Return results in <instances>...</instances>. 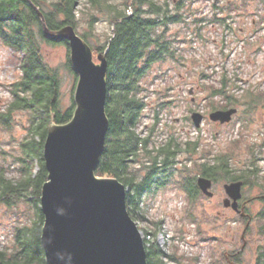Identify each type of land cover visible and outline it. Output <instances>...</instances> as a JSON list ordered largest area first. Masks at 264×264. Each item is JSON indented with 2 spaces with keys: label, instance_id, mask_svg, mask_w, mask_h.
<instances>
[{
  "label": "rangeland",
  "instance_id": "1",
  "mask_svg": "<svg viewBox=\"0 0 264 264\" xmlns=\"http://www.w3.org/2000/svg\"><path fill=\"white\" fill-rule=\"evenodd\" d=\"M110 1L122 5L127 0ZM182 1L185 20L170 25L167 34L177 51L176 57L154 64L141 82L140 98L146 109L138 132L147 137L153 130V139L162 143L171 137L182 143L198 141L199 148L177 155L171 180L163 188L145 194L135 222L149 248L156 243L162 252L176 254L180 260H165L167 264H231L229 256L237 253V264H254L258 246H264V233L257 220L251 232L246 233L247 221L231 207H225L226 182L220 178L212 186L213 197L199 189L200 195L194 200L182 184L186 176H201L198 164L226 156L236 174L246 169L253 171L248 179L253 185L243 189L244 197L264 195V0ZM227 4L233 5L231 10L221 11ZM84 11L78 16V33H87L93 46L104 44L113 34L112 25L95 10ZM216 13L226 22H210ZM42 51L46 62L61 77V105L66 110L72 106L76 89V77L67 67L70 49L44 43ZM98 55L94 52L97 64ZM21 60L20 53L4 46L0 39V115L8 113L14 101L11 85L22 76ZM223 80L229 82L228 91L236 101L231 108L238 110L226 124L210 119L215 112L210 105L212 87L220 88ZM213 100L222 102L220 96ZM194 113L203 115L200 128L192 120ZM12 121L10 130H5L0 122V169L5 168L6 177L11 180L16 179L30 111H16ZM145 163L147 158L140 157L136 167H141V175L146 173ZM249 208L255 216L262 212L264 203L255 200ZM34 217L30 203L19 201L11 207L1 203L0 251L11 248L15 229L31 225ZM157 229L155 237L152 233Z\"/></svg>",
  "mask_w": 264,
  "mask_h": 264
},
{
  "label": "trees",
  "instance_id": "2",
  "mask_svg": "<svg viewBox=\"0 0 264 264\" xmlns=\"http://www.w3.org/2000/svg\"><path fill=\"white\" fill-rule=\"evenodd\" d=\"M31 2L34 5L28 0H0V39L4 46L20 53L22 59L20 64L22 76L11 85L14 101L8 113L0 115V122L5 130H10L13 113L19 110L30 111V125L21 145L22 156L18 158L16 179H8L7 170L0 169V204L11 207L19 201H25L35 210L32 224L17 227L13 246L0 251V264H46L41 242L44 225L41 193L48 181L44 144L52 118L58 125L67 124L72 120L76 109L73 99L72 106L63 110L61 77L58 71L46 62L42 51L44 43L61 44L68 49L69 43L56 42L48 37L35 7L42 13L46 26L52 31L73 26L78 33V16L84 13L86 8L104 15L113 27V34L107 37L105 43L96 46L91 45L87 33L78 34L94 52L99 54L107 52L106 110L110 126L105 152L96 176L117 178L125 185L128 189L127 207L134 221L145 194L163 188L171 180L174 170L172 165L175 164L177 155L184 150L187 153L196 152L199 148L198 141L182 143L171 137L167 143H162L159 139H153V130L147 137L138 132L146 109L144 101L140 98L143 91L141 82L154 64L176 57L177 51L167 34L170 25L185 20L182 14L184 1L127 0L122 5L114 4L110 0H31ZM232 6L227 4L226 8L221 7L220 10L229 11ZM215 7L218 8L217 5ZM210 22L225 23L226 18L216 13L210 18ZM67 67L75 75L77 84L78 78L72 68L70 57ZM228 83L223 80L220 88L212 87L210 105L213 110H227L236 104L234 95L228 91ZM216 96H220L222 102L215 103L213 98ZM140 157L147 158L144 175L140 174L141 167H136L140 164ZM37 167L39 169L36 172ZM196 168L202 177L216 182L222 178L226 183L241 180L247 185L251 176V169L234 173L226 156H217L212 161L209 159L198 164ZM257 172L256 170L255 173ZM196 181L197 177L189 175L182 184L191 200L200 195ZM259 216L260 227L264 230L262 223L264 208ZM152 234L157 237L158 229ZM146 251L148 264H167L165 260L180 262L176 254H165L156 243L150 248L146 245ZM232 260L239 263L240 256L237 255ZM257 264H264V251L260 252Z\"/></svg>",
  "mask_w": 264,
  "mask_h": 264
},
{
  "label": "water",
  "instance_id": "3",
  "mask_svg": "<svg viewBox=\"0 0 264 264\" xmlns=\"http://www.w3.org/2000/svg\"><path fill=\"white\" fill-rule=\"evenodd\" d=\"M35 8L48 37L69 43L70 62L78 78L72 120L58 125L52 118L44 144L48 181L41 193V242L46 264H148L142 233L128 211V189L117 178L96 176L110 126L107 52L100 53L99 64L95 63L92 47L73 26L52 31ZM237 111H215L210 119L230 123ZM192 120L200 128L203 115L194 113ZM197 185L204 195L213 197L210 179L200 177ZM242 185H225V207L238 211Z\"/></svg>",
  "mask_w": 264,
  "mask_h": 264
},
{
  "label": "flooded vegetation",
  "instance_id": "4",
  "mask_svg": "<svg viewBox=\"0 0 264 264\" xmlns=\"http://www.w3.org/2000/svg\"><path fill=\"white\" fill-rule=\"evenodd\" d=\"M244 1H248V0H244ZM230 109H232V108H230ZM227 110H229V109H227ZM226 110V111H227ZM218 111H225V110H218ZM252 166H254V165H252ZM258 171V170H257ZM249 172V171H248ZM235 173V172H234ZM253 173V171H251L250 172V174H252ZM200 177H202V176H199L198 178H197V181H198V179L200 178ZM197 181H196V183H197ZM212 182H213V186L215 185V183H217L216 181H213V180H211ZM233 183H243V185H242V187H241V189H242V198H241V200H239V202H238V211H236V213H238L239 215H241L247 222H246V228H245V230H246V233H247V231H249V232H251V230H252V228H253V224H254V222L257 220L258 221V225H259V227H260V223H261V220H260V214L261 213H259L258 215H252L251 213H250V208H249V206L255 201V200H262V202L264 203V195L262 196V197H252V198H246V197H244V194H243V189H245L246 187H249V186H251V185H253L251 182H247V185H245V183L243 182V181H234V182H230V183H226L225 185H230V184H233ZM225 185H224V188H225ZM197 187H198V185H197ZM198 189H199V187H198ZM231 202H233V200H231ZM261 228V227H260ZM263 231V233H264V230H262ZM264 251V246L263 247H260V246H258V248H257V252H256V254H257V257H256V259H255V263L254 264H257V261H258V258H259V254H260V252H263ZM237 255H239L238 253L236 254V255H232V256H229V258H228V260L230 261V263L231 264H234V263H236V262H234L232 259H233V257H235V256H237ZM237 264V263H236Z\"/></svg>",
  "mask_w": 264,
  "mask_h": 264
}]
</instances>
